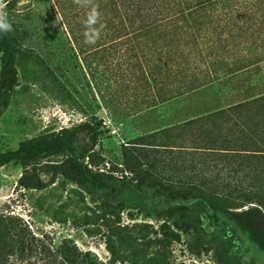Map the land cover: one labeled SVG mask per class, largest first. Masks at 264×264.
<instances>
[{
	"label": "rangeland",
	"instance_id": "1",
	"mask_svg": "<svg viewBox=\"0 0 264 264\" xmlns=\"http://www.w3.org/2000/svg\"><path fill=\"white\" fill-rule=\"evenodd\" d=\"M235 6L234 21L226 26L204 14L199 23L212 22L208 26L213 30L219 24L214 32L223 31L220 43L226 53L215 65L219 81L177 96L172 78L152 63L148 66L140 53L124 56V48L114 52L109 47L97 51L84 42L82 30L69 31L56 0H12L8 17L19 33L11 35L21 41L15 60L18 86L9 107L0 111V154L15 151L22 141L87 122L98 125L91 154L96 169L115 168L117 179L122 178L126 159H135L142 174L156 176L179 192H213L232 207L264 196V160L174 145L179 135L190 134L175 130L182 123L264 95V3L235 0ZM71 8L79 10L77 5ZM220 9L216 5L212 12ZM72 22L76 28L77 18ZM151 54L155 56L154 48ZM205 59L209 60L207 53ZM161 90L162 97L157 94ZM79 141L91 143L88 134H81ZM21 172L18 163L0 168V213L21 218L32 233L54 244L70 241L96 263L264 264L246 242L234 247L225 240L230 250L218 254L219 231L202 232L203 245L193 247L195 230L186 234L174 219L165 222L141 210L124 199L126 191L114 201L90 195L60 176L51 184L46 174L40 175L44 189L27 190L17 186ZM170 231L177 232L179 240Z\"/></svg>",
	"mask_w": 264,
	"mask_h": 264
},
{
	"label": "trees",
	"instance_id": "2",
	"mask_svg": "<svg viewBox=\"0 0 264 264\" xmlns=\"http://www.w3.org/2000/svg\"><path fill=\"white\" fill-rule=\"evenodd\" d=\"M215 1L218 0H94L99 5L101 22L106 25L95 44L96 50L109 47L115 52L124 48V56L140 53L148 66L152 63L163 76L172 78V90L177 96L195 92L199 87L219 81L216 60L226 53V48L220 43L223 31L214 32L219 29V24L213 30L208 26L212 22L200 26V19L204 14V18H217L218 23L226 26L234 21L237 13L234 11L235 0H220L219 4ZM255 1L264 3V0ZM6 3V11L10 13L12 0H6ZM56 3L69 31L79 29L84 32L88 9L79 7L74 12L72 0H56ZM216 5L221 9L215 14L212 9ZM76 18L78 25L73 28L72 21ZM13 31L19 33L14 25ZM27 33L22 32V35ZM190 33H193L192 37ZM74 39L77 44V39ZM198 39L205 40L207 44H201ZM203 44L204 49L201 48ZM17 47H21V41L11 32L0 34V111L9 107L11 94L18 86ZM152 48L155 56L151 54ZM206 53L209 60L205 59ZM97 59L102 60V57ZM162 92L157 94L162 97ZM185 129L190 134L186 138H179L182 136L179 135L174 145H187L196 152L218 153L225 157L242 155L239 157L254 156L264 160V95L231 104L203 117H194L175 130ZM97 133L98 125L86 122L71 130L22 141L15 151L0 154V168L18 163L22 172L17 186L27 190L44 189L46 184L40 175L46 174L51 184L60 176L90 195L114 201L126 191L124 199L134 202L141 210L154 213L165 222L174 219L183 225L186 234L195 230L193 247L203 245L202 232L219 231L218 254L228 253V244L235 247L237 242H246L259 257L264 258V196L250 198L245 204L232 207L217 200L218 196L213 192H179L156 176L142 174L135 159L124 162L122 184L121 179L114 176L115 168L96 169L91 154L97 144ZM81 134L89 135L90 145L79 141ZM54 157L61 159L59 162L48 161ZM44 161L47 163L42 164ZM125 173L132 178L128 179ZM170 236L174 240L180 238L174 231H170ZM225 240L228 244L223 243ZM0 264L101 263H96L88 252H83L68 240L54 244L48 237L32 233L21 218L0 213Z\"/></svg>",
	"mask_w": 264,
	"mask_h": 264
},
{
	"label": "clouds",
	"instance_id": "3",
	"mask_svg": "<svg viewBox=\"0 0 264 264\" xmlns=\"http://www.w3.org/2000/svg\"><path fill=\"white\" fill-rule=\"evenodd\" d=\"M73 3L79 7L88 9L87 17L84 21V42L88 45H95L101 38V33L106 27L101 22V13L99 5L94 0H73ZM6 0H0V34H8L13 31V25L9 21Z\"/></svg>",
	"mask_w": 264,
	"mask_h": 264
}]
</instances>
